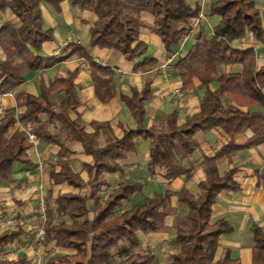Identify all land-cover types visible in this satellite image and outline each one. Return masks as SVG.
I'll use <instances>...</instances> for the list:
<instances>
[{
  "label": "trees",
  "instance_id": "1",
  "mask_svg": "<svg viewBox=\"0 0 264 264\" xmlns=\"http://www.w3.org/2000/svg\"><path fill=\"white\" fill-rule=\"evenodd\" d=\"M65 1L97 16L91 28L92 46L121 52L134 62L135 71L141 72H150L158 64L155 57L140 59L148 51L147 44L139 39L143 12L153 15L152 30L161 37L168 51L181 44L191 31V21L200 14V6L187 0H0V15L11 11L19 21H7L0 27V45L6 54L0 60V96L16 93L17 100V106L6 110L0 118V192L3 182L14 181L15 163L33 166L30 133L52 144L80 143L85 153L93 157V164L86 165L91 177L88 183L73 171L71 159L61 160V170L51 173L58 184L67 182L75 188L88 185L90 194L68 192L53 197L52 190H48L43 222L46 241L74 252L52 256L47 264H153L156 255L149 249L139 250L140 233L168 229L166 218L177 213L171 201L174 195L187 206L188 213L174 225L173 242L177 250L171 254V264H242L229 248L218 256L222 236L233 228L225 219L213 221L212 217L213 207L224 190H241L235 180L237 170L232 168L221 174L220 162L230 159L235 152L264 144V65L257 68L255 49L235 46L247 33L264 44L259 0H217L211 5L210 14L219 16V22L210 35L201 32L187 54L176 63L184 88H196L195 79H198L199 87L205 89L200 111L187 115L180 123V112L174 110L163 119L161 126L150 128L145 125V118L146 103L154 97L152 79L146 80L142 90L135 87L131 94H125L118 92L112 80L115 70L96 62L80 45L69 44L67 48L72 50L60 56L38 53L45 42L54 38L53 30L45 27L41 3L48 2L60 10ZM75 53L90 61L97 97L102 102L120 97L136 121L135 128L126 129L122 138H110L104 146L100 144L102 125L94 132H87L83 125L70 118L69 112L80 103L75 72L58 75L49 83L42 81L39 96L16 92L25 83L28 72L36 70L43 74ZM222 64H242L243 70L220 73L218 66ZM214 83L218 86L212 89ZM63 91L58 103L55 98ZM18 123L30 129L18 128L10 134ZM212 130H222L231 140L214 156H205L206 179L200 182L198 194L184 186L177 192H156L145 197L142 204L124 209L125 202L145 186L143 182L126 180L104 195L107 174L121 170L118 161L135 151L136 138L150 141V166L161 170L164 178L172 182L191 177L192 172L184 161L201 147L197 133ZM240 134H248L243 145L235 142ZM251 230L254 235L252 264H264V229L254 224ZM26 234L18 223L0 235V247L16 243ZM122 245L132 250L118 257L123 253ZM0 264L33 263L21 257L0 260Z\"/></svg>",
  "mask_w": 264,
  "mask_h": 264
},
{
  "label": "crops",
  "instance_id": "2",
  "mask_svg": "<svg viewBox=\"0 0 264 264\" xmlns=\"http://www.w3.org/2000/svg\"><path fill=\"white\" fill-rule=\"evenodd\" d=\"M187 1L192 5H199L201 9L202 0ZM216 1H205L204 16L191 21L192 28L189 34L180 45L172 46L170 51L166 49L161 37L152 30L154 25L152 14L149 12L142 13L139 39L147 44L148 51L140 59L147 56L158 59L157 66L150 72L135 71L134 62L127 59L119 51L92 46L91 28L95 26L98 18L94 13L83 11L73 6L70 1L63 2L60 10H56L48 2L41 3L45 27L53 30L54 38L45 42L38 53L42 56H60L72 50L67 48L69 44L80 45L89 52L96 62L112 67L115 70L112 80L117 86L118 92L125 94H131L132 89L135 87L142 90L146 80L150 78L153 80L154 97L146 103L147 116L145 125L148 128L161 126L163 119L174 110L180 112L179 121L182 123L187 115L200 111V101L205 89L199 87L200 81L198 79H195L196 88H184L176 63L181 56L187 54L201 32L210 35L213 26L219 22V16L210 14V7ZM260 9L264 24V7L261 6V3ZM7 21L19 22L11 11L0 15V27ZM235 46L244 49H255L257 68L264 65V44L258 42L252 33H247L244 38L235 43ZM5 58L6 54L0 45V60ZM218 70L220 73L229 71L241 72L243 65L222 64L218 66ZM69 72L76 73L74 82L76 84V94L80 101L78 107L74 111L69 112L70 118L83 125L87 132H94L98 125H102L100 127L101 146H104L112 137L122 138L126 129L129 130L136 127V121L130 109L120 97H115L108 102H102L97 97L92 84L90 61L86 57L77 55V53L72 58L62 62L55 68L47 70L43 74L36 70L28 72L25 83L16 92H27L39 96L41 94L42 81L49 83L58 75H67ZM217 86L218 84L214 83L211 88L215 89ZM15 95L16 93L0 96V118L6 110L17 106ZM63 95L64 91L59 93L55 100L59 103ZM224 99L230 101L227 97H224ZM42 118L45 119V115H42ZM18 128L22 130L30 129L24 124L18 123L16 127L10 130V134ZM196 138L201 144L200 149L184 161L185 167L192 172L190 178L180 177L168 182L162 175L161 170L154 169L149 164L150 141L138 137L135 139V151L130 153L127 158L118 161L121 165V170L115 174H107L108 185L116 181V188L121 182L126 180L145 183L142 192L136 193L130 201L125 202L124 206L128 204L126 205L128 208L135 204H142L145 197L152 196L156 192H165L166 190L177 192L184 186L188 187L193 193L198 194L200 182L206 179L203 168L205 156H214L231 138L222 130L199 132ZM30 140L33 143L30 151L34 162L33 166L15 163L14 181H5L1 185L0 214L3 211H7V213L0 216V235L5 230L15 228L18 223H21L27 234L15 243L21 250L14 260L22 257L36 264L35 259L38 255H41L44 264H47L48 260L38 250L27 248V244L33 238L31 236L33 229L30 223L33 220L31 216L34 213H40L41 188L46 194L45 198L48 195V191L45 189L47 186L49 190H52L53 197L68 192L89 195L90 187L88 185L83 188H75L67 182L58 184L52 179L51 173L52 171L58 172L61 170V160L71 159L73 161L71 165L73 171L78 173L88 183L91 177L86 165L93 164V157L85 153L80 143L63 140L64 146V144L60 143H48L37 137L35 140L31 138ZM247 140L248 134H240L235 137V142L239 145L245 144ZM141 155L144 156L141 157ZM40 161L44 163L42 170L37 168ZM232 168L237 170L235 180L239 183L241 190H224L213 207L212 220L225 219L233 228L230 233L222 236L218 256H221L224 250L229 248L232 250V255L239 258L242 264H252L254 235L251 228L256 224L264 229V144L235 152L230 159L223 160L219 164L221 174ZM22 186L28 188V190L20 192L18 189H21ZM171 201L172 205L177 209V213L166 218L168 229L150 234L140 233L142 244L149 243L152 249L155 248L157 250L159 249L158 246L163 242L171 241L172 228L176 224V220L182 219L183 221L188 213L187 206L180 203L177 196H172ZM3 216H8L13 220V223L3 225L1 223ZM92 216L93 214L91 213L90 217ZM23 246L25 247L22 248ZM55 249L58 252L57 255L74 252L57 247ZM151 251L156 255L153 264H157L159 261L163 263L164 257L162 254L154 250ZM0 260L10 259L0 258Z\"/></svg>",
  "mask_w": 264,
  "mask_h": 264
},
{
  "label": "rangeland",
  "instance_id": "3",
  "mask_svg": "<svg viewBox=\"0 0 264 264\" xmlns=\"http://www.w3.org/2000/svg\"><path fill=\"white\" fill-rule=\"evenodd\" d=\"M260 3H261V6L264 7V1L261 0V2H259V6H260ZM142 156H144V155H141V157ZM115 186H116V181L113 182L112 184H109L107 187H105V191H104L105 194L104 195H106L109 191L113 190L115 188ZM45 189H47V191H48L49 187L47 186V187H45ZM18 190L20 192H23V191L28 190V188H24L22 186V188L18 189ZM126 205H128V204H126ZM126 205L124 206V209L128 208V206H126ZM39 211H40V209H39ZM6 213H7V211H3V212H1L0 216L4 215ZM31 218L33 219L30 223L32 224L31 226L33 227L32 236L34 237V235L37 232L38 228L43 224L44 221H43V219L41 217V213H39V212L38 213H34L31 216ZM181 221H182V219H177L176 220V224L180 223ZM173 239H174V227L172 228L171 241H166L165 243L163 242L162 244H160V246H158L159 249H157V250L155 248L152 249L151 244L143 243L139 250L140 251H144V250H147V249H150V248H151V250H154V251L156 250L155 252H160V254H162V256L164 257V261H163L164 264H171V254H172L173 251L177 250V248L174 245ZM169 242H170V244H169ZM121 249L123 250V253H119L117 255L118 257L123 256V254H128L132 250V249L128 248L126 245H122ZM35 250H38L43 255V257L46 260H48L50 257L56 256L58 254L57 250L55 249V245H54L53 242L45 241L44 244H40V246L38 245L35 248ZM163 263L161 261H159L157 264H163Z\"/></svg>",
  "mask_w": 264,
  "mask_h": 264
},
{
  "label": "built area",
  "instance_id": "4",
  "mask_svg": "<svg viewBox=\"0 0 264 264\" xmlns=\"http://www.w3.org/2000/svg\"><path fill=\"white\" fill-rule=\"evenodd\" d=\"M206 0H202L201 2V9H200V14H199V18L203 17V9H204V3ZM30 138L32 140L36 139V136L33 133H30ZM38 169L42 170L44 168V163H42L41 161L38 163L37 166ZM42 191V196H41V201H40V205H39V209H40V213H41V217L43 219V221H45L46 219V210H45V200H46V194L44 192V190L41 188ZM1 223L3 225H9L13 223V220H11L8 216H3L1 218ZM46 241V230H45V226L44 223L38 228L37 232L35 233L34 237L32 238V240L27 244V248L29 249H35L36 245L39 244H44V242ZM25 246H23L22 248H24ZM21 250V248L15 244V243H10L9 245L0 248V258L2 259H10V260H14L16 258V256L18 255L19 251ZM35 263L36 264H44L43 258L41 255H38L37 258L35 259Z\"/></svg>",
  "mask_w": 264,
  "mask_h": 264
}]
</instances>
